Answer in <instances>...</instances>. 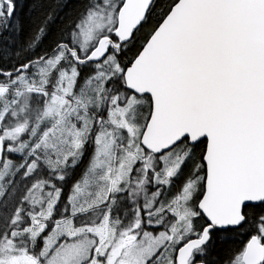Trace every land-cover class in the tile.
I'll return each mask as SVG.
<instances>
[{
    "label": "snow or ice",
    "instance_id": "6c2138e0",
    "mask_svg": "<svg viewBox=\"0 0 264 264\" xmlns=\"http://www.w3.org/2000/svg\"><path fill=\"white\" fill-rule=\"evenodd\" d=\"M0 264H264V0H0Z\"/></svg>",
    "mask_w": 264,
    "mask_h": 264
}]
</instances>
